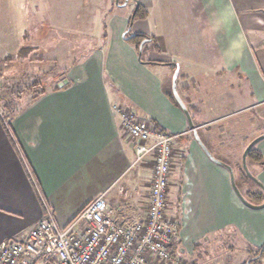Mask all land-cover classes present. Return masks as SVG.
Returning <instances> with one entry per match:
<instances>
[{"label": "crops", "instance_id": "crops-1", "mask_svg": "<svg viewBox=\"0 0 264 264\" xmlns=\"http://www.w3.org/2000/svg\"><path fill=\"white\" fill-rule=\"evenodd\" d=\"M254 1L129 0L122 10L141 6L148 14L132 23L133 35L147 37L142 50L141 44L138 50L136 43L125 40L129 21L122 17L110 19L108 39L98 42L97 51L85 61L80 59L82 52L72 57L77 46L66 45L67 33L65 40L48 38L56 45L42 47L48 58H27L32 66L37 62L44 66L50 59L61 66L54 70L59 72L56 78L46 76L55 81L53 89H30L26 101L21 99V105L12 108L16 117L11 135L0 122V250L27 232L46 207L65 228L102 194L119 225L133 226L144 219L153 160L131 167L135 144L121 129L115 103L129 107L140 121L178 137L173 192L175 203L183 201V216L179 220L175 213L181 241L176 258L185 263L195 251L213 252L219 236L231 229L240 235L245 252L261 248L264 208L242 204L229 170L204 152L184 110L170 96L178 66V94L200 141L215 159L233 169L235 184L244 196L260 193L240 173L248 144L264 134V122L260 123L264 42L255 40L252 27L248 29V24L259 22L248 12L257 7ZM58 2L43 16L63 18L58 20L60 28L73 26L77 37L82 0ZM7 15L0 0V49L8 27L2 17ZM68 18V25H62ZM19 30L11 38L16 54L21 47L40 48L33 43L35 37L29 40L33 45H22ZM169 82L171 92L166 87ZM256 147L263 161L248 159L247 165L264 187V140Z\"/></svg>", "mask_w": 264, "mask_h": 264}, {"label": "built area", "instance_id": "built-area-1", "mask_svg": "<svg viewBox=\"0 0 264 264\" xmlns=\"http://www.w3.org/2000/svg\"><path fill=\"white\" fill-rule=\"evenodd\" d=\"M121 129L135 144L132 168L153 160L149 201L144 219L133 226L114 220L102 194L67 227L46 207L41 218L0 250V264H183L171 255L179 227L169 199L170 176L178 137L140 121L123 104H114ZM0 101V122L12 134V118Z\"/></svg>", "mask_w": 264, "mask_h": 264}, {"label": "rangeland", "instance_id": "rangeland-1", "mask_svg": "<svg viewBox=\"0 0 264 264\" xmlns=\"http://www.w3.org/2000/svg\"><path fill=\"white\" fill-rule=\"evenodd\" d=\"M117 1L118 0H82V11L76 22L78 27L81 25L80 35L74 37L76 33L72 31L74 30L73 26H71L70 29L60 28V22H58V20H62L63 18L59 19L58 17H50L48 15L43 16V11H45L46 13L49 7L51 10L53 6L58 5V0H3L6 5L8 15L3 16L2 21H7L8 27L3 34L5 35L6 42L0 49V101L1 104L7 109L8 114H11L12 121L13 118L16 117V113L11 112L13 111L12 108H16L17 104H19V106L21 105V103L18 102L19 100L25 99L26 101V99L31 95L29 90L35 84L39 85L38 88L41 89L47 90L54 88V86L56 85L54 84L55 81L51 80L50 77L46 78V76H48L49 74V76L56 78L59 72L58 70L54 72V70L58 69L57 67L61 66L60 64H53V61L55 59H50L49 61L47 60L48 63L44 66L38 65V62L37 65L32 66L30 61H27V58H30L31 56L44 57L45 53L42 51L43 46L45 48L50 44L52 45V47L56 46L55 44L53 45V42L48 43V38H51L52 41L53 39H58L57 41H59L60 39L65 40V34L67 33L66 45H68L69 47L71 44L73 46H77V49L75 51H71L72 57H74V55L78 54L79 52H82L80 55V59L82 57L85 61L97 51L98 42L102 43L108 39L107 27L110 19L112 20L114 18L119 19L125 17L128 19V21H130V18H132L134 5H132L131 9L126 8L122 10L124 1H121V3H119V0L118 5ZM254 2L258 3L257 7H254L252 11L248 10V12L249 15L254 17V19L258 18L260 23H253V25L250 23V25L248 24V29L252 27L250 29L252 30L250 34L256 37L255 40L262 43L264 42V0H255ZM111 10L114 11L110 13ZM124 11L125 13L127 12L125 16H123ZM69 19L70 18H68V21L66 22L63 20L62 25H68ZM18 29H20L19 33L22 36V45H33V43H35L38 45L35 47L40 48L38 50L34 48L35 51H30L26 47H21L18 54H16L13 48L15 43H12L11 38L12 36L16 35V31ZM95 32L98 33V39L96 38ZM33 37L36 38V41L33 43L29 42L31 38L33 40ZM44 37H46L47 40H42ZM64 42L65 41H63V44ZM51 52H53V49L51 50ZM55 54L56 53L52 54L51 57L53 58ZM166 87L168 91L171 92V82H169ZM263 116L264 108H260V123L264 122L262 121V119L264 118ZM175 149L177 154V145ZM175 157H177V155ZM175 161V164H177V158L175 159ZM176 166L173 167L170 176L171 190L169 198L170 203H172V214L175 216L176 213L179 220H181L183 216V201L175 203L177 195H175V193L173 192L177 187V184H175V176L178 172V168H176ZM146 172H150L149 167ZM182 181L183 182L181 186H183L185 183L183 177ZM249 184L253 185L254 188L256 187V189L258 188L259 191L262 190V192L264 193V187H262L260 184H256L255 182L253 183V181L251 182L250 180ZM257 185L260 186L257 187ZM145 192L147 196V194H149L148 190H146ZM216 241L217 247L213 252L212 250H210L208 253L195 251L194 256H187L188 258L185 259L186 263L245 264L253 259V257L249 258L246 255L245 250L242 249L243 243L240 240V235L238 234V232L232 229L230 231H226L225 233H223V235H220L219 239ZM180 244L181 241L178 237L176 241L177 250ZM252 264H264V258L257 262H253Z\"/></svg>", "mask_w": 264, "mask_h": 264}, {"label": "water", "instance_id": "water-1", "mask_svg": "<svg viewBox=\"0 0 264 264\" xmlns=\"http://www.w3.org/2000/svg\"><path fill=\"white\" fill-rule=\"evenodd\" d=\"M119 2V0L117 1V3ZM129 3V0H125L124 4H123V7L127 6ZM136 37V35H131V36H125L124 35V38L126 41H131L133 40L134 38ZM147 39H145L142 43H141V46H140V50H142L143 46L147 43ZM141 59V58H140ZM178 74H179V68L177 66V69L175 71V74L173 76V94H174V97L176 99V101L178 102L179 106L184 110L187 118H188V121H189V125H190V128L194 131V136L195 138L197 139L198 143L200 144L201 148L204 150V152L210 157V159L212 161H214L215 163L221 165V166H224L226 167L229 172H230V175H231V181H232V187H233V190L236 194V196L239 198V200L242 202V204L248 208H251V209H262L264 208V203L261 204V205H254L252 203H250L245 197L244 195L240 192V190L238 189V187L236 186L235 184V176H234V171L231 167L225 165L223 162H220L219 160L215 159L212 154L208 151V149L202 144V142L200 141L198 135H197V132H196V127L194 126L193 124V121L190 117V114L188 112V110L186 109V107L184 106L179 94H178V90H177V78H178ZM64 84H61L60 86L62 87ZM264 140V134L259 136L258 138H256L255 140H253L249 145L248 147L246 148L244 154H243V159H242V164H243V169L244 171L246 172L247 176L252 180L254 181L255 183L259 184L258 181L256 180V178L254 176H252V174L250 173L249 169H248V165H247V160H248V156H249V153L250 151L260 142ZM247 264H250L249 262Z\"/></svg>", "mask_w": 264, "mask_h": 264}, {"label": "trees", "instance_id": "trees-1", "mask_svg": "<svg viewBox=\"0 0 264 264\" xmlns=\"http://www.w3.org/2000/svg\"><path fill=\"white\" fill-rule=\"evenodd\" d=\"M121 1H124L125 0H120L119 3H121ZM119 7V6H118ZM148 14H147V11L145 9H143L141 6H139L138 8H135L133 10V15H132V18H130V21H129V25H128V28H127V32H126V36H131L133 35L132 34V23L137 20V19H140V20H145L147 18ZM145 39H147L146 36H142V35H136V37L131 40L130 42H134L136 43L137 45V49L139 50V46L141 44L142 41H144ZM154 63H148L147 65H152ZM39 85L35 84L31 89L33 88H37ZM55 89H59L58 86L55 87ZM171 96V99L175 101V98H174V95L173 93L170 95ZM255 139V138H254ZM252 139V141L254 140ZM251 141V142H252ZM250 142V143H251ZM249 143V144H250ZM248 144V145H249ZM257 146V145H256ZM254 147L250 153H249V156H248V159L249 160H254V161H257V162H260L262 163L263 161V158L261 156V154L259 153L257 147ZM240 173L242 174V176L246 179V180H250L252 181L246 174V172L244 171L243 169V164L241 165L240 167ZM250 203L254 204V205H261L264 203V193L262 191H260V193H247L245 196H244ZM247 254H248V257L252 258L250 260V264H252L253 262H257L261 259L264 258V245L259 248V249H255V248H249L246 250ZM171 255L173 257H176L177 256V246L176 244H174V246H172L171 248ZM183 264H187L186 262L183 263ZM247 264V263H245Z\"/></svg>", "mask_w": 264, "mask_h": 264}, {"label": "bare ground", "instance_id": "bare-ground-1", "mask_svg": "<svg viewBox=\"0 0 264 264\" xmlns=\"http://www.w3.org/2000/svg\"><path fill=\"white\" fill-rule=\"evenodd\" d=\"M170 199V198H169Z\"/></svg>", "mask_w": 264, "mask_h": 264}]
</instances>
